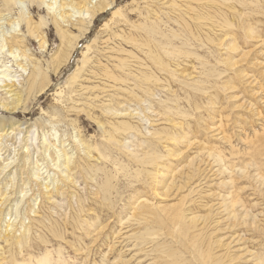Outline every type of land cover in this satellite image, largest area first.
<instances>
[{"label": "rangeland", "instance_id": "rangeland-1", "mask_svg": "<svg viewBox=\"0 0 264 264\" xmlns=\"http://www.w3.org/2000/svg\"><path fill=\"white\" fill-rule=\"evenodd\" d=\"M113 2L122 16L97 14L67 60L53 26L44 28V52L27 38L31 57L47 69L51 83L14 121L37 124L46 138L57 136V149L75 164L65 172L71 182L59 183L51 202L31 185L28 201L40 195V202L34 208L27 203L15 224L17 237L29 227L33 240L21 255L0 242L3 261L23 264L32 256L29 263L37 264L44 254H60L63 264H110L119 253L127 261L133 242L124 238L133 233L145 242L139 264H264V0ZM21 8L30 10L27 3ZM30 13L36 22L45 15L42 5ZM77 70L82 79L70 84ZM114 84L122 91L109 88ZM80 86L96 88L78 92ZM107 106L138 115L116 118L104 113ZM122 122L137 133L115 130ZM42 132L28 143L30 150L38 144L44 152ZM77 139L91 147L89 157ZM117 142L123 143L119 151ZM144 143L154 163L141 167L125 151L142 155ZM43 154L57 173L53 152ZM99 167L109 175L105 191ZM143 206L148 212L139 213ZM187 213L197 221L183 220Z\"/></svg>", "mask_w": 264, "mask_h": 264}, {"label": "bare ground", "instance_id": "bare-ground-1", "mask_svg": "<svg viewBox=\"0 0 264 264\" xmlns=\"http://www.w3.org/2000/svg\"><path fill=\"white\" fill-rule=\"evenodd\" d=\"M25 3H27L30 6L31 11L35 9L36 5H42L45 11V15L44 16L40 15L38 21L37 22L34 21L32 13H30V10L29 11L23 10V8H21ZM113 5H114L113 0H0V184H1L0 190L2 189V192H0V242L5 244L6 247H8L9 249L17 248L20 255H21L20 252H22L23 249L28 247L30 242L33 240V237L29 235L30 233H32L30 232V230L32 229L29 230L28 229L29 227H27V229H24L21 235L20 236L18 235L19 237H17L16 235L17 225L15 224V222L19 219V215H21V213L24 214L26 213L27 203H30L34 208L35 205L37 204V201L41 198L40 195H36L35 198L28 201L27 194L31 190V185L34 184L35 186H37L38 189H40L42 196L47 201L51 202V200L53 199V195H51L50 192L57 193L58 191L56 189V186L59 183H61L62 181L69 182L70 175L68 176V174L66 173L69 172V166L75 164L72 161L73 158L71 157V155H67L68 152L63 151L62 149H57V147L59 146L57 136L54 138L53 136L51 138L49 137L46 138L47 132L45 134L42 132L43 129L38 130L37 124H34V127L33 125L22 127V124H18L17 122L14 121L15 119L13 118V115H15L19 110L26 112L27 111L26 102L30 98L35 100L36 98L42 96L51 83L49 81L47 69H45L42 66L40 61H37L31 57L29 53V49L27 48L26 45L28 41L27 38L35 39L37 41L39 50L41 52H44L47 47L45 32H43L44 28H46L48 24L53 26L56 35L60 39V49L61 50L66 49L65 51L68 52L65 58L67 60L71 51L77 44V41L81 37L84 38V35L88 33V28L90 27L91 22L95 19V17L108 10H113L112 18H120L122 16L121 8L114 7ZM14 7H16V9L17 8L19 9L16 15L15 14L12 15V11ZM4 26L6 28H4ZM21 27L24 28V31H22ZM153 28L154 26L152 28H147L148 34L151 35L154 33ZM88 51H89V46H86V52ZM86 52L83 55H85ZM115 52L120 53L125 51H123L122 49H118L115 50ZM61 53H63V51ZM8 60L12 62H8ZM82 64L85 63L83 62ZM60 65L61 63H59L56 66V68L58 69ZM79 71L80 70H77L71 74L70 84L75 85L76 82L82 79V76L79 75ZM104 73L106 77H108L109 75L111 76V73H109L107 70H104ZM126 73L127 76L132 75L130 71H126ZM113 81L116 82L117 80L113 79ZM95 88L96 87L86 88L80 86L78 92H87L88 89L92 90ZM109 88H111L112 90L120 89L119 87H116L115 84L110 86ZM120 90L122 91V89ZM60 94L61 92L56 93V95L58 96ZM96 98L97 96H94V98H92L91 100H94ZM165 109L167 111H170V108L168 106H165ZM135 112L136 111L134 110H132V113L126 111L119 112L115 110L113 106L105 108L104 111V113L111 114L116 118H126V119L128 118V120L129 118H134L136 115H138ZM179 114L180 113L177 112V115ZM50 124L51 121L46 123V125L49 126ZM115 130H121L126 134L137 133L136 128L129 122L120 123L117 127H115ZM39 131H41L43 134L41 136L43 141L40 144V146L44 152H42V150H38V146H37L38 144L35 146L36 152L34 151V149L30 150L29 148L31 142L36 141L35 137L38 136ZM54 134H56V132ZM154 136L156 137L155 134ZM171 139L176 140V138L174 139V137H171ZM76 141L78 143V146L82 147V144H80V142L82 141L79 142L78 139ZM29 142L30 144H28ZM114 145L115 147L113 148H115V150L118 151L120 147L121 148L123 147V143L121 142H117ZM145 146H146L145 149L147 151L142 155H137V154L132 155L130 151H125L126 152L125 156L127 158H131L135 163L141 165V167L143 165H151V163H146L149 161L154 163L152 160H149L150 145L145 144ZM92 148L96 152L100 153L99 149L96 146L95 147L92 146ZM31 151L33 153H31ZM82 151L85 154L84 156L89 157L91 147L90 146L82 147ZM45 152H47V156L49 158H50V153L53 152L52 155L54 156V158L53 159L50 158V161L55 162L53 164L54 167L53 170L56 171L57 173L51 172V170L48 167L49 165L46 164L41 158V155L42 156L45 155L43 154ZM158 158L160 159V157ZM95 171L96 173L101 172L103 174L104 181L99 186V189L100 191H105V189L108 188L107 181L109 175L105 171V169L102 170V168L100 167L96 168ZM59 178L64 180H61ZM16 183L20 185L19 189H18L19 185L16 186L17 185ZM173 184L174 183L171 180L169 186ZM188 193L192 194L193 190L192 189L189 190ZM58 195L59 194H57V196ZM233 205H234L233 202H231L230 207H232ZM134 206L132 207L133 209L131 208L132 211H135V209L139 208V207L136 208ZM140 208L141 209H139L140 210L139 213H141L142 211L145 212L147 210V208L144 206ZM148 210L146 212H148ZM30 213H32L31 214L32 217H36V215H34V210L30 209ZM196 219L197 218L195 217L194 213H189V214L187 213L183 215V220L190 223H194L195 221H197ZM127 222L128 224L132 223L130 219H128ZM135 223L139 224L138 220L135 221ZM133 237L135 238V235H133V233L129 236L128 235L125 236L124 242L125 241H128V243L133 242V245L131 244L125 247H126V251H130V253L132 254L128 260L134 259L133 264H139V262L142 261V257L141 258H136V257L138 253L145 250L143 248L145 242H144V238L142 237L141 238L136 237L135 239ZM39 240L40 243L45 241L43 237L42 238L40 237ZM2 251L3 249H1L0 247V264H7V262H5V260L3 261L2 259L3 256ZM46 252L47 251L45 250V253ZM121 254L122 253H119L118 257L114 258V261H112L110 264H126L128 260L127 261L123 260ZM47 255L45 254L42 255V257L39 258L38 261L36 260L35 262H37V264L64 263L62 255L60 254L53 259H50ZM30 257H28L29 259L27 258L23 262V264H31L29 263ZM90 264H97V263L92 262ZM101 264H107V263L101 262ZM211 264H215V263L211 262Z\"/></svg>", "mask_w": 264, "mask_h": 264}]
</instances>
